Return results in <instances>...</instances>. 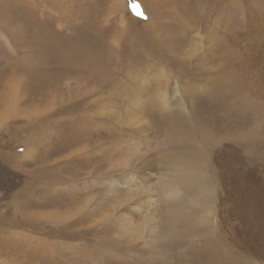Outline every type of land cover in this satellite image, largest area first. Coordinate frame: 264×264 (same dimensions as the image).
<instances>
[{
	"label": "rangeland",
	"instance_id": "obj_1",
	"mask_svg": "<svg viewBox=\"0 0 264 264\" xmlns=\"http://www.w3.org/2000/svg\"><path fill=\"white\" fill-rule=\"evenodd\" d=\"M0 264H264V0H0Z\"/></svg>",
	"mask_w": 264,
	"mask_h": 264
},
{
	"label": "bare ground",
	"instance_id": "obj_2",
	"mask_svg": "<svg viewBox=\"0 0 264 264\" xmlns=\"http://www.w3.org/2000/svg\"><path fill=\"white\" fill-rule=\"evenodd\" d=\"M177 88L179 89L178 91L180 92L181 98L184 99V97H185L184 94L188 92V89H182V87L179 85ZM190 119H191L192 123H194L192 130L195 132H199L200 129H202V131H207V128L210 127V126L209 127L207 126L208 124L206 123V121L203 120V118L199 114H193L192 117H190ZM178 127H180V128H178ZM178 127H177V129L179 132L182 129V127L180 125ZM204 135H205V133H202V136H204ZM181 166H185V164H181ZM209 172H211L210 169H209Z\"/></svg>",
	"mask_w": 264,
	"mask_h": 264
}]
</instances>
